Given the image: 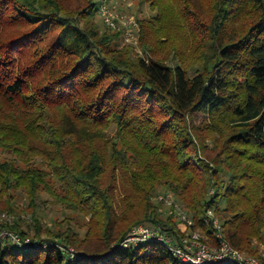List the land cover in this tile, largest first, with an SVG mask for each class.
I'll return each mask as SVG.
<instances>
[{"label":"trees","instance_id":"trees-1","mask_svg":"<svg viewBox=\"0 0 264 264\" xmlns=\"http://www.w3.org/2000/svg\"><path fill=\"white\" fill-rule=\"evenodd\" d=\"M141 1L149 60L101 29L95 0H0V210L18 191L87 227L0 223L32 240H1L0 264H188L161 241L121 245L140 223L180 233L160 187L209 243L211 209L229 244L261 254L264 0Z\"/></svg>","mask_w":264,"mask_h":264},{"label":"built area","instance_id":"built-area-1","mask_svg":"<svg viewBox=\"0 0 264 264\" xmlns=\"http://www.w3.org/2000/svg\"><path fill=\"white\" fill-rule=\"evenodd\" d=\"M98 12L107 26L112 29L120 28L123 31L126 41L135 42L138 39L139 23L133 17L127 14H117L106 3H101ZM156 199L173 207L174 213L178 214L182 222H187V224L192 222L174 193L165 192L158 195ZM210 219H212L211 222ZM204 222L211 224L212 233L217 238L216 244L204 241L205 235L202 232L178 236L161 226L152 227L140 224L130 230L121 245L125 247L147 241H161L176 257L188 264H264V249L260 256H247L227 242L213 210H207ZM5 238H10L21 246L32 242L30 237H23L14 231L0 230V241ZM37 244L38 242L35 243Z\"/></svg>","mask_w":264,"mask_h":264},{"label":"rangeland","instance_id":"rangeland-1","mask_svg":"<svg viewBox=\"0 0 264 264\" xmlns=\"http://www.w3.org/2000/svg\"><path fill=\"white\" fill-rule=\"evenodd\" d=\"M97 2V7L99 10V7L101 6V3H106L109 5L110 8H112L113 11L117 12V14L121 15H129V17H133L138 23V19L142 17H146L151 15L153 12L150 10L147 4L142 3L141 0H95ZM97 20L98 24L101 27V29H111L113 31H118L121 33V39H119L120 44L122 45H128L131 46L133 49V53L137 57L145 58L147 60L151 59L150 53L140 44V24H139V32H137L138 39L133 41H126L123 31L120 28L112 29L109 26H107L100 14V12H97ZM166 189L163 187H160L155 194L153 195L152 201H154L156 204L160 206V213L161 217L165 220L171 217V219L176 223L178 229L179 227L182 228L179 231L180 233H176L178 236L181 235H190L192 233L196 232H202L204 234V231L200 228H193L195 225V220L192 217V213L188 212L187 209L182 205V209L187 212L189 218L191 217L190 223L187 224V222H182L181 219L178 217V214L174 213L173 207H171L168 204L162 203L156 199V197L160 194L165 193ZM13 195L15 196L14 199V207L16 208L14 212H6L0 210V223H15L18 222L22 229L29 231L31 235L35 232V225H42V228L45 230L46 227H60L62 224L63 228H66L67 225L72 226L75 230H77L82 237L85 236L87 227H86V220L83 219V217L77 213H74L66 208H64L62 205L57 204L53 201H47L46 203H40L38 208L32 209L29 207V201L27 196L23 192L14 191ZM175 196V194H174ZM176 197V196H175ZM44 199L48 200L49 198L44 195ZM177 199V197H176ZM178 200V199H177ZM216 217V216H215ZM35 218L37 220H35ZM219 220V218L217 217ZM64 222V223H63ZM220 222V220H219ZM142 225H149L152 227H158L161 226V224L146 222V223H140ZM138 224V225H140ZM184 224V225H182ZM190 224V225H189ZM221 224V222H220ZM211 225V224H210ZM162 227V226H161ZM163 228V227H162ZM164 229V228H163ZM220 229L222 231V225H220ZM0 230H9L14 231L13 229L8 228H0ZM168 230V229H167ZM170 231V230H169ZM16 232V231H14ZM171 232V231H170ZM209 237L204 236L203 240L206 242H209ZM228 242V241H227ZM254 244L258 247L260 253H263L264 249V242L258 243L256 240H254ZM16 247L15 245H13ZM237 249V248H236ZM244 255L249 256L250 254H247L245 252ZM261 255V254H260ZM259 255V256H260ZM257 256V255H252Z\"/></svg>","mask_w":264,"mask_h":264}]
</instances>
